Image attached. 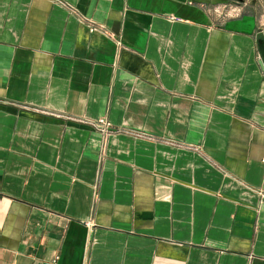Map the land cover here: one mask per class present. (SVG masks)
Returning <instances> with one entry per match:
<instances>
[{"label":"crops","instance_id":"1","mask_svg":"<svg viewBox=\"0 0 264 264\" xmlns=\"http://www.w3.org/2000/svg\"><path fill=\"white\" fill-rule=\"evenodd\" d=\"M263 29L264 0H0V264H264Z\"/></svg>","mask_w":264,"mask_h":264},{"label":"water","instance_id":"2","mask_svg":"<svg viewBox=\"0 0 264 264\" xmlns=\"http://www.w3.org/2000/svg\"><path fill=\"white\" fill-rule=\"evenodd\" d=\"M257 39H258L257 47L260 56V63L264 67V29L261 32H259Z\"/></svg>","mask_w":264,"mask_h":264},{"label":"flooded vegetation","instance_id":"3","mask_svg":"<svg viewBox=\"0 0 264 264\" xmlns=\"http://www.w3.org/2000/svg\"><path fill=\"white\" fill-rule=\"evenodd\" d=\"M227 1H231V0H227ZM234 1H239V0H234Z\"/></svg>","mask_w":264,"mask_h":264},{"label":"built area","instance_id":"4","mask_svg":"<svg viewBox=\"0 0 264 264\" xmlns=\"http://www.w3.org/2000/svg\"><path fill=\"white\" fill-rule=\"evenodd\" d=\"M106 126H107V124H106Z\"/></svg>","mask_w":264,"mask_h":264}]
</instances>
